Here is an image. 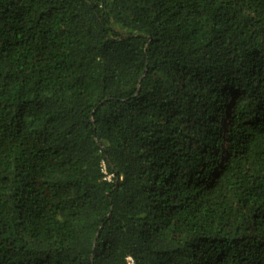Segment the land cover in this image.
<instances>
[{"label":"trees","instance_id":"1","mask_svg":"<svg viewBox=\"0 0 264 264\" xmlns=\"http://www.w3.org/2000/svg\"><path fill=\"white\" fill-rule=\"evenodd\" d=\"M128 259L264 264V0H0V264Z\"/></svg>","mask_w":264,"mask_h":264},{"label":"built area","instance_id":"2","mask_svg":"<svg viewBox=\"0 0 264 264\" xmlns=\"http://www.w3.org/2000/svg\"><path fill=\"white\" fill-rule=\"evenodd\" d=\"M108 180L110 179L109 177L107 178ZM128 264H132V261L128 259Z\"/></svg>","mask_w":264,"mask_h":264}]
</instances>
